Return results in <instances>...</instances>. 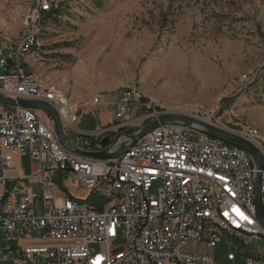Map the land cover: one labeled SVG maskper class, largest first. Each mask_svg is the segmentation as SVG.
Masks as SVG:
<instances>
[{
	"label": "built area",
	"instance_id": "obj_1",
	"mask_svg": "<svg viewBox=\"0 0 264 264\" xmlns=\"http://www.w3.org/2000/svg\"><path fill=\"white\" fill-rule=\"evenodd\" d=\"M56 3L39 2L34 24ZM35 30L27 41L0 42V96L15 103H0V263L218 264L215 250L224 242L214 239L213 230L199 238L203 219L217 218L214 208H222L225 228L264 232L257 193L260 178L264 208V147L250 143L259 168L246 151L207 134L218 120L171 122L131 145L134 136L167 116L122 91L112 122L90 132L63 126L67 138L71 131L79 135L70 141L75 152L63 146L47 112L20 106L39 103L54 110L52 94L21 63ZM187 131L199 139L190 141ZM106 139L111 143L104 147ZM123 150L115 159L89 156ZM26 158L34 164L29 173L17 163ZM67 180L85 196L57 187ZM120 236L124 251L114 255ZM196 241H203V253H195ZM239 258L231 252L227 262L238 264Z\"/></svg>",
	"mask_w": 264,
	"mask_h": 264
},
{
	"label": "rangeland",
	"instance_id": "obj_2",
	"mask_svg": "<svg viewBox=\"0 0 264 264\" xmlns=\"http://www.w3.org/2000/svg\"><path fill=\"white\" fill-rule=\"evenodd\" d=\"M41 1L0 0V42L38 28L34 12ZM52 1L61 15L43 21L42 55L29 59V67L34 78L64 94L63 114L82 116L91 109L95 116L100 110L99 119H83L80 129L112 122L114 100L132 89L145 108L157 105L183 117L202 114L236 132L253 127L264 141V0ZM98 96L105 104L93 107ZM186 136L199 139L192 131ZM78 137L68 133L69 141ZM17 163L28 173L34 168L27 158ZM62 184L68 193L85 194L69 180L56 185ZM157 189L154 185L152 195ZM124 245L120 236L114 255ZM239 247L226 238L215 250L216 262L229 264L231 252L244 258ZM250 247L264 260V238ZM241 258L238 264H245Z\"/></svg>",
	"mask_w": 264,
	"mask_h": 264
},
{
	"label": "bare ground",
	"instance_id": "obj_3",
	"mask_svg": "<svg viewBox=\"0 0 264 264\" xmlns=\"http://www.w3.org/2000/svg\"><path fill=\"white\" fill-rule=\"evenodd\" d=\"M45 2H54V1L45 0ZM57 8L59 7H58V4L56 3L53 9H57ZM36 15H38V9L34 12V20H36ZM43 17L44 15L40 17V22H38V28L37 30H35V34H33V43H28V47H26L25 50H23V55H21V63H23V66L27 67L28 70L31 71L32 79H36V78H34L32 74V69L29 67L28 61L31 58L37 57L36 56L37 48H40L39 42H38L39 29L41 27V24L43 23ZM29 34L23 38H20V39L17 38L13 41H9L6 44H15V43L27 41V39H29ZM38 82L41 88L48 89L49 94H52L54 109L60 112V115L62 118V122H61L62 126H68L69 129H77L74 127V124L78 122L79 116L75 115V116L70 117L68 113L63 114V111H64L63 107L65 106L64 94L51 85L43 83L40 80H38ZM123 91H124V96H131V92H132V97L137 98V101H141L143 103L142 98L136 93L135 90L126 89ZM121 92L119 93V96H121ZM101 101H102V97L100 96L96 97L95 102H94V107H98L99 102ZM153 110L154 112H158V114H161L163 116H175L176 115V114L170 115L171 113L168 110L160 108V106H157V105L153 106ZM97 114H99V112H96V116ZM195 116H198L204 119H212V118H207L202 114H193V115L189 114L186 116V118L194 119ZM214 128L220 131L226 132L229 136L236 138L238 140H243V141H246L248 143H253V144H259L260 146L264 147V141L261 140L259 131L253 127H242L241 128L242 131L236 132V131L229 130L228 128L223 126L219 121H214ZM214 217H217V218L203 219V227H206V229H201V231H199V238H207L208 230H213L214 239L222 240L223 242L225 241L226 238L233 239L236 241L237 244H239V246L243 245L245 247H250L254 244L256 245L260 238H264V232H260V231L244 232L243 226L225 228L226 217L222 215V208H214ZM196 245L203 246V241H196ZM195 253H203V250L198 248V250L195 251ZM252 261L256 262L257 264H264V260L260 258H255Z\"/></svg>",
	"mask_w": 264,
	"mask_h": 264
},
{
	"label": "water",
	"instance_id": "obj_4",
	"mask_svg": "<svg viewBox=\"0 0 264 264\" xmlns=\"http://www.w3.org/2000/svg\"><path fill=\"white\" fill-rule=\"evenodd\" d=\"M0 103L7 105V106H15L14 102L7 100V99H4L1 96H0ZM20 106L28 108V109H37V110H43V111L47 112L53 118V120L55 122L57 135H58V138H59L61 144L63 146H65L66 148H68L69 150L75 152L74 148L72 147L71 142L66 137V134L64 132V129H63V126L61 123V119H60V117L56 111H54L52 108H50L47 105L39 104V103L21 102ZM171 122H180V123H185L188 125H192L195 123L194 121L190 120L189 118H186L183 116H167V117L161 118L159 122L153 123L152 125H150L146 129H144L141 133L134 136L132 138V144L131 145L138 142L140 139H142L143 137L148 135L150 132H152L154 129L158 128L159 126L166 125V124H169ZM207 129H209V132H210V133H207L208 135L246 151L250 156H252L255 159L258 167L260 168V156H259L257 149L252 144H250L246 141H243V140L235 139V138L229 136L226 132L220 131L218 129L211 128V127H207ZM110 143H111V140L106 139L105 141L102 142V145L104 147H107L110 145ZM126 152H127L126 150L120 151L116 154H109L107 152H102V153H98V154H90L89 156L97 158V159H101V160H109V159L119 158L120 156H122ZM257 193H258L259 219H260L262 225L264 226V208H263V203H262V197L260 194V178L257 181Z\"/></svg>",
	"mask_w": 264,
	"mask_h": 264
},
{
	"label": "trees",
	"instance_id": "obj_5",
	"mask_svg": "<svg viewBox=\"0 0 264 264\" xmlns=\"http://www.w3.org/2000/svg\"><path fill=\"white\" fill-rule=\"evenodd\" d=\"M59 9V8H58ZM58 9H53L50 13L45 14L43 17V21L45 19H48L49 17H59L61 15V12ZM42 25V24H41ZM241 250H245V254L243 255V257L247 260V261H252L255 258H259L260 256L258 255V253L254 254V252H252L253 247H245L243 245H240L239 247ZM250 248V249H249ZM247 249V250H246Z\"/></svg>",
	"mask_w": 264,
	"mask_h": 264
},
{
	"label": "crops",
	"instance_id": "obj_6",
	"mask_svg": "<svg viewBox=\"0 0 264 264\" xmlns=\"http://www.w3.org/2000/svg\"><path fill=\"white\" fill-rule=\"evenodd\" d=\"M118 98H119V95H118ZM118 98H116L115 100H114V102H113V108H114V110L116 109V104L119 102V99ZM108 105V104H107ZM108 106H110V105H108ZM94 107V106H93ZM75 110H77V109H75ZM75 110H73L72 111V109H71V112H72V114H77L76 112L77 111H75ZM78 116H79V114H77ZM82 115L83 116H79V118H80V120L82 121L83 119H93L95 116H96V113H95V116L92 114V110L90 109L89 111L87 110V113H82ZM109 115H110V113H109ZM109 115L107 116V118L109 117ZM97 117V116H96ZM95 117V119H99V118H96ZM114 119V118H113ZM81 121H79V123L77 124V129H79V130H81V131H83V132H90V131H93V129H91V130H82V129H80V127H79V124H80V122ZM66 190V189H65ZM67 192V191H66ZM71 194V193H70ZM85 196V194L83 195V197ZM80 197H82V196H80ZM237 263H238V261H237ZM0 264H15V263H0Z\"/></svg>",
	"mask_w": 264,
	"mask_h": 264
}]
</instances>
